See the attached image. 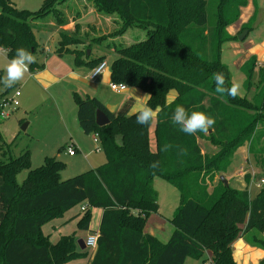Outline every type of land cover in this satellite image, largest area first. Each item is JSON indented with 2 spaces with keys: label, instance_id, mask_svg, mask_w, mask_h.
<instances>
[{
  "label": "trees",
  "instance_id": "1",
  "mask_svg": "<svg viewBox=\"0 0 264 264\" xmlns=\"http://www.w3.org/2000/svg\"><path fill=\"white\" fill-rule=\"evenodd\" d=\"M65 1L44 0L39 9L30 11L0 0V48L9 60L18 48L36 53L34 21L54 13L57 25L66 24L54 7ZM91 1L97 12L117 14L122 24L117 35L129 27L145 31L143 40L115 49L110 81L151 95L148 105L154 111L159 109L156 149L149 146L151 122L137 125L135 113L127 114L129 101L113 114L98 98L74 93L78 124L84 133L99 135L106 162L66 180L60 179L64 163L55 156L46 157L34 169L28 150L0 162V264H65L88 256L92 257L87 264H184L187 258H201L204 263L206 252L212 264H237L231 245L241 235L264 249V237H248L251 231L264 232V182L252 198L247 186L235 189L218 180L207 192L197 183L201 169L225 172L232 155L246 144L248 152L256 155L264 181V143L256 146L260 140L257 128L264 126V67L259 69L258 92L250 100L217 92L214 83L218 72L224 73L225 87L233 83L220 59L221 46L234 39L226 27L238 19L246 0H218L211 17L207 15L208 0ZM74 27L72 33L79 24ZM79 43H83L81 38L61 30L55 52L58 56L70 53L76 65L90 68L103 61L104 55L90 58V44L84 50L70 47ZM254 66L251 58L242 67L246 91L253 85ZM43 68L35 62L28 70ZM172 89L178 95L169 106L166 95ZM176 105L208 112L216 124L206 133L180 132L170 123ZM96 109L105 113L108 124H96ZM198 139L209 141L216 148L214 155L202 154ZM23 170L27 175L18 184L16 176ZM155 177L175 187L180 195L169 219L173 231L165 243L144 232L149 215L158 210L152 184ZM77 205L82 212L78 230L98 235L91 254L89 249H78L74 234L62 235L52 243L42 231L46 223ZM90 207L101 209L96 231L89 229ZM257 264H264V258Z\"/></svg>",
  "mask_w": 264,
  "mask_h": 264
},
{
  "label": "rangeland",
  "instance_id": "2",
  "mask_svg": "<svg viewBox=\"0 0 264 264\" xmlns=\"http://www.w3.org/2000/svg\"><path fill=\"white\" fill-rule=\"evenodd\" d=\"M24 1L25 2L21 4L18 3V7H16L18 9L37 10L42 5V2L28 4L30 0ZM217 1L218 0H208L207 15L209 17L215 15ZM83 2L84 0H66L63 3L56 4L54 7L59 12L61 19L66 23H70L71 19H76L81 15L83 11L81 8H87L86 4L96 10L91 0L85 1V8ZM26 5H29V7H26ZM64 5H66V7H64ZM98 13L102 14L103 17L99 19L95 14L90 12H86L82 15L83 17L80 18L78 22L80 26L83 27V30H80L81 28L79 27V29L75 31L76 33H72L74 32L72 24L70 27L62 26L61 29L67 32L70 36L82 39V44L79 43L76 46L70 45L71 48L77 47L84 50L86 49L85 47L90 44V57L95 58L98 55H104L103 61H105L107 67L110 68L111 63L117 56V54L111 49L127 47L135 43L137 35L143 37L145 35L143 32L145 31L129 27L123 33L117 35L118 29L122 26L121 20L117 14ZM105 18L109 19L107 20ZM50 20L56 24L54 13H50L45 19L37 20L41 27L34 29L36 40L39 45L37 52L35 53L36 55L34 54L36 62L46 60L47 53L46 51L42 53V48L49 49L50 54H52V52L58 47L57 44L60 38L58 32L52 27H49L51 30H54V32H51L50 29L46 27L47 25H42L44 22H47L48 24V21L50 22ZM92 23H94V25H91ZM135 30H140L139 32L141 33H137ZM257 34L262 36V30L257 32ZM98 38L99 41H93V39ZM87 52L90 54L89 49H87ZM62 57L66 62L71 63V61H73V56L69 53H64ZM8 61L9 59L4 54L0 55V77L5 75ZM71 64L73 66V63ZM231 74L233 75L235 82H241L238 73L235 72V70H231ZM37 80L38 79L33 75H29L27 72L25 73L22 80L18 82L21 94V96L17 97V102H19V104H17L15 110L10 112L8 118L0 119V162H7L10 158H16L24 151L29 150L30 166L34 169L41 166L46 157L55 156L58 160L64 163V167L60 172L61 180L69 179L78 174L102 166L106 162V156L102 149L100 139L98 143H94L93 132L90 134L84 133L76 118V105L73 95L76 93L82 97L85 96V93L86 95L88 93V96H94V94L92 95L90 88L83 86L84 90L81 88L78 90L79 86H76V83L71 81L68 77L61 79L58 83L49 84L48 86H44L41 80L40 82ZM108 83L109 82L101 87L100 99L104 102L108 101L111 104L118 103L121 100H124L128 92H130V88H128L122 93H115L110 90ZM1 89L2 86H0V90ZM239 95L245 96L244 84H242ZM248 96L250 98L251 93L248 94ZM25 123H27V128L23 130L21 126ZM257 130V135L260 136V140L257 142L256 146H260L264 143V126H259ZM199 141L201 144H204L202 145L201 152L202 154H205L207 152L206 145L211 147L212 145L206 140L199 139ZM72 143L77 149L74 157H70L67 155L66 150L61 149L63 146ZM236 151L237 154L232 155L230 165L225 172L212 171L206 173L201 169L198 172L199 176L197 183L201 182L200 184L205 186L206 191L211 192L213 187L217 184L216 182L220 180V177L222 176L226 180L227 178L230 179V183L227 180V186H231L235 189H243L247 186L249 195L252 198L259 191L264 182L262 179L263 172L256 161V155L248 152V144L240 147ZM215 152L216 148L214 153ZM214 153L207 155L212 156ZM26 175L27 170L21 171L16 176V182L21 184ZM0 183H2L1 177ZM152 184L154 190L157 192L158 213L152 214L148 222L146 221L147 224L145 225H147L148 228L157 217L162 220L163 218H170V216L173 215L172 213H174L173 211H175V207L179 203L180 196L175 187L168 184L160 177H155ZM89 210L91 214L90 230L92 229L96 231L100 222L101 209L90 207ZM81 214L80 205H77L68 210L63 217L46 223L42 227V231L45 235H48L49 240L52 243L56 242L62 235L72 234L77 237L76 239H82L84 241L87 233L79 231L77 228V221L81 217ZM163 227V230H156L155 236L161 242L165 243L173 231V226L168 222L164 223ZM262 235L263 234L258 231H251V233L248 234V237L251 239L253 236L261 238ZM89 251L91 254L92 251L90 249ZM88 257L78 258L65 264H85ZM203 259L205 260L204 263L201 258H190L186 264H211L210 260L206 258V255Z\"/></svg>",
  "mask_w": 264,
  "mask_h": 264
},
{
  "label": "crops",
  "instance_id": "3",
  "mask_svg": "<svg viewBox=\"0 0 264 264\" xmlns=\"http://www.w3.org/2000/svg\"><path fill=\"white\" fill-rule=\"evenodd\" d=\"M85 1L86 0H84V2H83L84 8H85V5H84ZM9 2L14 7H16V6L18 7V3L21 4L25 1L24 0H9ZM38 2L43 3L44 0H30V2L28 4H31V3L37 4ZM258 4H259V12H258ZM30 6H35V5H30ZM86 6H87L86 9H83L80 7L83 11H82L81 15L78 16V18L73 19V20L71 19L70 23L67 22L66 25H62V26H66V27L69 26L70 27L72 24L73 30H75L74 25L79 24V22H78L79 19L82 18L83 17L82 15H84L86 12H90V13L95 14L99 19L103 17L102 14L96 12V10H94L92 7L88 6V4H86ZM26 7H29V5H26ZM64 7H66V5H64ZM26 10H29V9H26ZM30 11H33V10H30ZM258 15H259V17H258ZM105 19L108 20L109 18H105ZM38 22L39 21L33 22V25L35 28L41 27L40 24H38ZM42 25H44V26L47 25L46 26L47 28L52 27L55 31L58 32V35L60 36V31L62 30L61 29L62 26L56 25L51 20H50V22L48 21V24H47V22H44V24H42ZM91 25H94V23H92ZM95 25H99V24H95ZM246 26H248L249 28H245ZM79 27L81 28L80 30H83V27L80 26V24H79ZM96 27H98V26H96ZM134 28H136V27H134ZM137 29H140V28H137ZM54 30L50 29L51 32H54ZM243 30L246 31V34L242 40H239L238 36L242 33ZM260 30H262V32H263L262 36H259L257 34V32H260ZM135 31L137 33H141V32H139L140 30H135ZM142 31H144V30H142ZM226 32L228 33V35L232 36L234 39L231 41H227V42L222 44L220 59H221V62L224 63L228 67L230 73H231V70H235V72L238 73L239 80L241 81L242 84H244V81H245V74L242 71V67L251 58H253L255 60V66L253 69V76H252L253 85L249 91H246V89H245V96L247 97V99L250 100L258 92V89L260 86L259 85V69L264 67V0H257V2H256V0H246V5L240 8L238 19L234 23H232L226 27ZM252 32H254V33H252ZM34 34H35V32H34ZM143 34H145V32H143ZM35 37H36V34H35ZM138 37L139 36L137 35L136 41L143 40L145 38V35L143 37H139V38ZM58 42H59V40H58ZM94 42H96V41H94ZM111 50H113L115 52V49L112 48ZM41 51H42V53H44L46 51V53H47L46 54V60L42 61V62H37V63H42L44 65V68L40 69V70L35 69L34 71L28 70L27 73L29 75H33L34 77H36V79H38L37 80L38 82H40V80H41L44 86H48L49 84L58 83L61 79L68 77L71 81L76 83V86H79L78 90H80V88L84 90L83 86L86 88H90L92 95L94 94V97L98 98L102 102V104L107 108V110L113 114H116L117 112H119L122 109L123 105L127 101H129L130 106L132 105L131 107L130 106L128 107L127 114L131 115V114L135 113L137 106L144 101L145 96L147 95V94L143 93L138 88L127 87V89L130 88V92H128V94L124 100H121L120 102L114 103V104H111L108 101L104 102L103 100L100 99L101 87L105 86L107 84V82H110V68L107 67L104 70V72L100 76H98L97 79L89 80L88 76H89V72L92 68L85 66V65H76L74 62V58H73V61H71V63H73V66H72V64L70 62H66L63 59V57H62L63 55L58 56L55 51H53L52 54H50L49 49L42 48ZM1 54H4L7 57L6 51H4L3 49L0 48V55ZM101 56H103V55H98L95 58H98ZM95 58H91V59H95ZM231 68H233V69H231ZM231 79H232V82L234 83L235 81L233 79L232 74H231ZM14 89L19 90L18 82L16 85H14L11 88L5 89L2 87V89L0 90V95H2V94L11 95ZM173 93H177L176 90L172 89L167 93L166 102L168 100V97L170 95H172ZM250 93H251V96L249 98L248 94H250ZM19 96H21V94H19ZM85 96H88V93H87V95L85 93ZM82 97H84V96H82ZM18 104H19V102H18ZM155 127H156V118H154L151 121V125L149 127V146H150V149L152 151H154L156 149V140H155V134H154ZM198 144H199L200 148H202V145H204V144L200 143L199 139H198ZM72 145L74 146L75 153L72 156L69 155L70 157H74L76 155V151H77L76 146L73 143H72ZM66 148H67V145L63 146V150H66ZM206 148H207L206 154H213L215 151V148L213 146L211 147L209 145H206ZM236 152L234 154H237ZM66 153H67V151H66ZM227 180L230 183V179L227 178ZM179 203H180V196H179ZM179 203H178V205H179ZM177 206L175 207V209L177 208ZM154 213L156 214L158 212H154ZM154 213H151L149 215L147 222L151 218L152 214H154ZM171 217H172V215L170 216V218ZM170 218H168V219L163 218V220L159 217L155 218L154 222L150 225L149 228L147 227V225L144 226V232L147 234L155 236L156 230H163L164 229L163 224L168 223ZM147 222H146V224H147ZM90 228L91 227L89 224V229ZM262 234H263L262 236L264 237V232H262ZM76 240H78V239H76ZM231 247H232L233 259L237 264H257L261 259L264 258V249H262L260 246L251 244V242L247 240L246 235H241L238 238H236L233 241ZM79 250H82V249H79ZM205 255H206V258L210 260V258H211L210 253L206 252ZM91 257L92 256H90V258H88L86 260L85 264L88 263V260H90ZM188 259H190V258H187L185 260L184 264H186Z\"/></svg>",
  "mask_w": 264,
  "mask_h": 264
},
{
  "label": "clouds",
  "instance_id": "4",
  "mask_svg": "<svg viewBox=\"0 0 264 264\" xmlns=\"http://www.w3.org/2000/svg\"><path fill=\"white\" fill-rule=\"evenodd\" d=\"M35 62L36 57L30 51L18 48L7 63L5 75L0 77V86L6 89L16 85L28 71L29 65ZM214 83L217 92L227 93L232 98H236L242 88V84L239 81L232 83L230 87H225V76L222 72L215 74ZM177 95L178 93H173L168 97L167 103L169 106L173 105ZM149 99H151L150 94L146 95L144 101L137 106L135 111V122L137 125H147L158 115L159 109L154 111L148 105ZM170 123L180 132L194 135L198 132L206 133L216 124V119L208 112L200 110L188 111L183 105H176L171 111ZM165 150H167V145ZM156 166V162L151 164L153 168Z\"/></svg>",
  "mask_w": 264,
  "mask_h": 264
},
{
  "label": "built area",
  "instance_id": "5",
  "mask_svg": "<svg viewBox=\"0 0 264 264\" xmlns=\"http://www.w3.org/2000/svg\"><path fill=\"white\" fill-rule=\"evenodd\" d=\"M107 68L106 62L101 61L99 64L94 66L89 72V80H95L98 76H100L104 70ZM108 87L111 91L115 93H122L126 91L127 85L124 83H118L114 81H110L108 83ZM20 92L18 89H14L11 95L4 96L0 98V119H6L10 116V112L16 109L18 104L17 97ZM99 135L97 133H93V142L98 143ZM68 155H74L75 149L72 144L67 145L66 148ZM85 206L81 207V210H84ZM97 233L88 234L84 240L85 248L95 250L97 247ZM211 262V261H210ZM212 264V263H211Z\"/></svg>",
  "mask_w": 264,
  "mask_h": 264
},
{
  "label": "water",
  "instance_id": "6",
  "mask_svg": "<svg viewBox=\"0 0 264 264\" xmlns=\"http://www.w3.org/2000/svg\"><path fill=\"white\" fill-rule=\"evenodd\" d=\"M246 34V31H243L239 36H238V39L239 40H242L243 37L245 36ZM87 54H89V52H87ZM95 122L98 126H104L106 124L109 123V119L108 117L105 115V113L100 110V109H96V112H95ZM27 126V123L23 124L21 126V128L24 130ZM220 180L227 186V180L224 178V177H220ZM77 245L80 249L84 250L85 249V244H84V241L82 239H78L77 240Z\"/></svg>",
  "mask_w": 264,
  "mask_h": 264
}]
</instances>
